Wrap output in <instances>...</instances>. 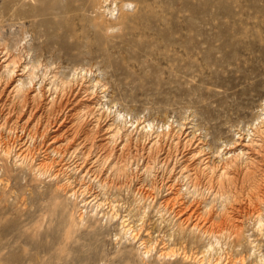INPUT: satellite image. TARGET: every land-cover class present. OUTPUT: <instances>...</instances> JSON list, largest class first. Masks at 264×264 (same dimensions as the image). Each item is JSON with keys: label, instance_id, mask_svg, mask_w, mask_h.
I'll use <instances>...</instances> for the list:
<instances>
[{"label": "rangeland", "instance_id": "1", "mask_svg": "<svg viewBox=\"0 0 264 264\" xmlns=\"http://www.w3.org/2000/svg\"><path fill=\"white\" fill-rule=\"evenodd\" d=\"M106 1L0 0V264H264V0Z\"/></svg>", "mask_w": 264, "mask_h": 264}, {"label": "bare ground", "instance_id": "2", "mask_svg": "<svg viewBox=\"0 0 264 264\" xmlns=\"http://www.w3.org/2000/svg\"><path fill=\"white\" fill-rule=\"evenodd\" d=\"M108 1V0H107ZM106 1V2H107ZM114 2V1H113ZM105 4V3H104ZM125 4V3H124ZM114 6V5H113ZM127 6V5H126ZM108 7V6H107ZM109 8V7H108ZM113 9V8H112ZM106 10V9H105ZM108 10V9H107ZM111 11V10H110ZM114 12V11H113ZM116 12V11H115ZM111 14H113V13H111ZM16 63H17V61L16 60H11L10 62H8V63H6L5 65H4V67H5V69H6V72H7V74H9V77H13L14 76V74H15V68L17 67L16 66ZM27 69L29 72H30V81H31V83H33V80H34V75L35 74H33V71H34V69H35V65L32 63L31 65H29V67H28V65H26L25 67H24V69ZM81 73H82V71H80ZM83 75V74H82ZM262 75V74H261ZM36 76V75H35ZM18 81H22V79H19ZM65 83V82H64ZM18 88V87H17ZM16 88V89H17ZM108 109V108H107ZM264 113V112H263ZM117 119L119 120V119H125L124 117H125V114L123 113V112H121L120 110L119 111H117ZM127 117V116H126ZM137 122V121H136ZM264 123V122H263ZM151 124L152 123H149V124H147V126H149V127H151L150 128V130H154V129H152V126H151ZM147 126H145V127H147ZM154 128H155V126H154ZM116 133H118L119 134V130H117V132ZM238 145V144H237ZM241 152V151H240ZM234 156H236V154H235V152L233 153V155H232V158L234 157ZM224 160V159H223ZM231 162V161H230ZM75 194V193H74ZM73 194V195H74ZM99 206H100V204H98L97 205V207L99 208ZM189 218V217H188ZM264 225V224H263ZM124 226H127L128 227V224L126 223V224H124ZM125 232H127V233H132L133 232V230H132V227H130L129 229H127V230H124ZM239 232V231H238ZM238 235V234H237ZM236 235V236H237ZM241 235H242V233H241ZM134 236V235H133ZM133 236H132V238H133ZM135 236H137V235H135ZM134 236V237H135ZM240 236V235H239ZM238 239V238H237ZM243 239V238H242ZM241 238H240V240H242ZM154 244V243H153ZM243 259V258H242ZM241 259V260H242ZM250 259V258H249ZM260 261V260H259ZM263 261V260H262ZM245 262V261H244ZM243 262V263H244ZM245 264V263H244ZM248 264H250V263H248ZM257 264V263H256Z\"/></svg>", "mask_w": 264, "mask_h": 264}]
</instances>
